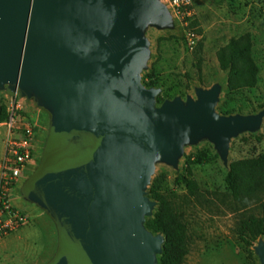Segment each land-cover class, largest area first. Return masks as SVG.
Wrapping results in <instances>:
<instances>
[{"label":"water","instance_id":"1","mask_svg":"<svg viewBox=\"0 0 264 264\" xmlns=\"http://www.w3.org/2000/svg\"><path fill=\"white\" fill-rule=\"evenodd\" d=\"M148 26H173L160 0H0V92L47 115L19 190L54 224L45 264H157L164 235L145 227L155 164L177 168L185 145L207 140L227 165L231 138L262 123L264 108L217 112L220 83L158 103L140 75ZM253 252L264 264L263 238Z\"/></svg>","mask_w":264,"mask_h":264},{"label":"rangeland","instance_id":"2","mask_svg":"<svg viewBox=\"0 0 264 264\" xmlns=\"http://www.w3.org/2000/svg\"><path fill=\"white\" fill-rule=\"evenodd\" d=\"M160 1L169 9L173 26L165 29L148 26L145 29L150 55L140 73L141 82L149 87L143 82L145 74H149L148 80L154 82L151 86L160 88L164 99L195 97L196 88L220 83L217 112L224 114L218 109L221 103L231 108V113H255L263 109L264 0H180L178 8L173 0ZM244 34L251 38L256 81L252 87L229 91L227 70L220 69L216 52L230 38ZM0 104H5L9 112L8 118L0 122V162L10 115L15 118L13 126H18L19 130L22 131L24 126L32 128L34 156L27 176L41 155L47 133V115L33 101L10 96L4 90L0 92ZM261 154H264V118L257 131L242 132L231 138L227 165L207 140L185 145L177 168L164 162L155 164L147 191L154 182L185 224L187 254L183 264H259L253 252L259 239L247 246L236 234L239 221L253 209V204L233 200L226 176L232 161ZM187 165L198 185L194 192L176 182L185 173ZM20 184L13 190L10 202L28 219L0 239V264H45L56 247L55 227L37 206L21 198Z\"/></svg>","mask_w":264,"mask_h":264},{"label":"trees","instance_id":"3","mask_svg":"<svg viewBox=\"0 0 264 264\" xmlns=\"http://www.w3.org/2000/svg\"><path fill=\"white\" fill-rule=\"evenodd\" d=\"M216 57L220 69L227 70L226 86L229 91L252 87L255 84L257 67L251 56L249 34L230 38L217 50ZM148 75L145 74L143 82L151 86L154 82L148 80ZM163 99L161 94L157 96L158 103ZM218 109L224 114L233 112L224 103H221ZM8 115L7 106L0 104V122L5 121ZM176 182L183 183L190 192H194L198 187L188 165L185 167V173L177 178ZM226 184L234 201L253 204V209L241 218L236 228L238 239L243 244L252 246L253 241L264 237V154L232 161L229 164ZM148 195L157 205L152 216L146 218L145 227L153 233L164 235L158 264H183L187 254L185 224L172 210L170 200L156 189L154 182L149 187Z\"/></svg>","mask_w":264,"mask_h":264},{"label":"built area","instance_id":"4","mask_svg":"<svg viewBox=\"0 0 264 264\" xmlns=\"http://www.w3.org/2000/svg\"><path fill=\"white\" fill-rule=\"evenodd\" d=\"M179 6L180 0H173ZM10 115L9 129L4 139L0 162V239L27 222V215L12 206L10 199L15 187L23 181L33 161V132L29 126L23 130L13 126Z\"/></svg>","mask_w":264,"mask_h":264}]
</instances>
